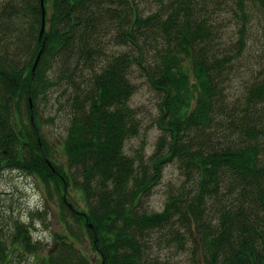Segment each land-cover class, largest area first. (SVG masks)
<instances>
[{"label":"trees","instance_id":"trees-1","mask_svg":"<svg viewBox=\"0 0 264 264\" xmlns=\"http://www.w3.org/2000/svg\"><path fill=\"white\" fill-rule=\"evenodd\" d=\"M249 3L260 25L252 40ZM223 13L234 18L232 34ZM243 66L247 79L227 90ZM134 77L158 95L149 155L124 149L142 127L130 104ZM50 99L68 117L57 161L42 129ZM172 161L181 183L161 210L145 209ZM5 170L57 195L67 233L55 234L44 264H91L66 216L99 264H172L164 249L182 251L186 264H264V0H0ZM31 225L0 228V264L10 245L38 250Z\"/></svg>","mask_w":264,"mask_h":264},{"label":"rangeland","instance_id":"rangeland-1","mask_svg":"<svg viewBox=\"0 0 264 264\" xmlns=\"http://www.w3.org/2000/svg\"><path fill=\"white\" fill-rule=\"evenodd\" d=\"M141 8V7H140ZM245 10L249 14V29L253 36H259L257 31L260 29L258 23L259 15L255 6L246 5ZM227 15L223 13L221 17ZM234 18L230 14L223 19V26L229 21L227 27L228 34H232L235 27ZM239 75V78H238ZM248 73L245 66L241 67L239 73L232 77V81L227 82V90L236 91L241 84L240 80L247 79ZM240 79V80H239ZM136 91L133 94L130 104L138 112V119L141 122V128L137 136L131 137L126 141L125 151L131 153L133 150L143 146L145 155H149L153 149L159 135V129L155 124L154 118L158 115V95L149 88L143 77H134ZM55 102V103H54ZM62 104H65L64 102ZM43 118L52 116V123H44L43 131L46 139L55 149L54 155L56 161L59 157L63 158L60 147L61 138L65 135V127L68 124V117L65 110H59L57 102L50 99L46 108H44ZM47 122V121H46ZM182 176L178 165L172 161L166 163L163 169V176L159 185H157L145 202V209L151 211L161 210L166 199V193L170 187L178 186L181 183ZM68 191V201H75L78 208H82L77 190L66 189ZM66 190L63 193V200L67 202ZM37 213H41L38 215ZM73 230L79 234V239L75 244L83 254L90 260L91 264H99V253L93 248L87 235L82 233L71 218L67 217ZM14 220L21 224L31 222L29 228L33 241H39L38 250L33 253L26 252L21 246L13 245L9 247L7 261L4 264H44L43 260L56 247L55 234H65V221L61 218V208L57 195L48 192L46 187L34 176L19 172L17 170H5L0 173V228L3 233L11 232ZM72 238V237H71ZM17 246L16 249H13ZM173 253L172 264H186L185 255L182 251L164 249L162 253Z\"/></svg>","mask_w":264,"mask_h":264},{"label":"water","instance_id":"water-1","mask_svg":"<svg viewBox=\"0 0 264 264\" xmlns=\"http://www.w3.org/2000/svg\"><path fill=\"white\" fill-rule=\"evenodd\" d=\"M43 29H44V13H42V23H41V28H40V35L42 34ZM40 52H41V51L38 52V54H37V56H36V58H35V60H34V63H33V65H32V68H31V75H32V76L34 75L35 68H36L37 63H38V61H39ZM28 101H29V106H30V108L32 109V101H31L30 96L28 97ZM31 118H32V115H31ZM46 162L48 163L49 166H52L51 163H50V161H49L47 158H46ZM69 206H70V204H69ZM82 214L84 215V213H82ZM87 225H88L89 227H91V224H90V223H87Z\"/></svg>","mask_w":264,"mask_h":264}]
</instances>
